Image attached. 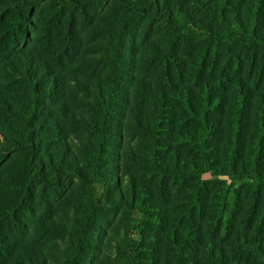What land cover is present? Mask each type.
Returning a JSON list of instances; mask_svg holds the SVG:
<instances>
[{"label": "trees", "instance_id": "trees-1", "mask_svg": "<svg viewBox=\"0 0 264 264\" xmlns=\"http://www.w3.org/2000/svg\"><path fill=\"white\" fill-rule=\"evenodd\" d=\"M0 264H264V0H0Z\"/></svg>", "mask_w": 264, "mask_h": 264}]
</instances>
